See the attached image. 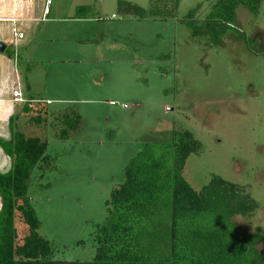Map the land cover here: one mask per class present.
<instances>
[{"label":"rangeland","instance_id":"rangeland-1","mask_svg":"<svg viewBox=\"0 0 264 264\" xmlns=\"http://www.w3.org/2000/svg\"><path fill=\"white\" fill-rule=\"evenodd\" d=\"M123 1L146 16L118 12L117 0H52L49 13L26 23L18 40L30 93L51 99L43 128L22 129L44 139L53 158L40 177L32 171L27 189L52 258L92 259L90 233L104 221L124 166L146 145L157 157L172 151L167 145L178 130L200 143L185 159L184 180L194 190L212 175L242 185L258 207L248 219L235 217L236 224L264 229V0L255 14L238 6L243 38L227 32L217 44L192 36L183 22L193 8V19L203 20L214 0ZM7 13L0 9L1 18ZM61 110L79 116L62 140L50 125Z\"/></svg>","mask_w":264,"mask_h":264},{"label":"trees","instance_id":"trees-1","mask_svg":"<svg viewBox=\"0 0 264 264\" xmlns=\"http://www.w3.org/2000/svg\"><path fill=\"white\" fill-rule=\"evenodd\" d=\"M259 3L214 0L203 20L193 19V8L183 22L192 36L206 35L213 44L227 32L243 38L235 24V10L242 6L255 14ZM116 5L120 13L146 16L135 4L117 0ZM30 101L22 107L25 123L43 128L49 117L46 104ZM53 114L50 125L60 140L78 127L75 112ZM167 147L172 151L157 157L146 145L124 166L122 182L105 201L104 221L90 233L92 259L57 260L49 242L37 232L39 222L27 197L32 171L40 177L53 158L46 154L40 136L10 129L7 140L0 138V149L9 158L8 169L0 172V264H264V229H240L234 219L250 218L257 210L256 201L242 185L217 175L199 190L192 189L182 169L186 157L198 153L200 143L187 130L173 131Z\"/></svg>","mask_w":264,"mask_h":264},{"label":"crops","instance_id":"crops-1","mask_svg":"<svg viewBox=\"0 0 264 264\" xmlns=\"http://www.w3.org/2000/svg\"><path fill=\"white\" fill-rule=\"evenodd\" d=\"M11 1V3L0 5L1 10L11 12L10 14H5L3 18L0 17V42L4 45H9L8 49L5 46L6 52L4 50L0 52V138L3 140L9 138L10 129L23 131L22 128L30 126L29 123H25V114L22 111L23 104L31 102V99H38L47 105V102L51 100L47 97L42 98L38 95L35 96L32 92L30 93L33 85L30 79H23L20 70L21 62L18 56V40H22L24 35L22 38L15 40L10 39L9 35L11 26H15L22 32V27L26 23H32L37 20L42 21L41 4L43 1L40 4L38 0L36 2L34 0ZM50 1L49 7L52 4V0ZM47 13H49V10ZM25 68H28L27 64ZM11 87L18 88L20 92L19 98L11 95ZM33 128L35 127L33 126ZM8 167L9 158L0 149V172L6 171Z\"/></svg>","mask_w":264,"mask_h":264},{"label":"built area","instance_id":"built-area-1","mask_svg":"<svg viewBox=\"0 0 264 264\" xmlns=\"http://www.w3.org/2000/svg\"><path fill=\"white\" fill-rule=\"evenodd\" d=\"M50 0H45L41 9V14L45 15L48 12V6L50 4ZM113 16V15H111ZM10 34L14 39H20L22 38L23 34L20 30H18L15 26H11L10 27ZM11 95L13 97L19 98L20 97V92L18 90V88L16 87H11ZM125 105H123L124 107Z\"/></svg>","mask_w":264,"mask_h":264},{"label":"water","instance_id":"water-1","mask_svg":"<svg viewBox=\"0 0 264 264\" xmlns=\"http://www.w3.org/2000/svg\"><path fill=\"white\" fill-rule=\"evenodd\" d=\"M4 48H5V45L2 42H0V52H2Z\"/></svg>","mask_w":264,"mask_h":264}]
</instances>
